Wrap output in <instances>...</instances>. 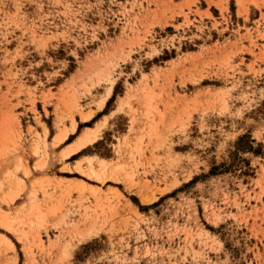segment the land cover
<instances>
[{"label":"rangeland","instance_id":"1","mask_svg":"<svg viewBox=\"0 0 264 264\" xmlns=\"http://www.w3.org/2000/svg\"><path fill=\"white\" fill-rule=\"evenodd\" d=\"M0 264H264V0H0Z\"/></svg>","mask_w":264,"mask_h":264},{"label":"bare ground","instance_id":"2","mask_svg":"<svg viewBox=\"0 0 264 264\" xmlns=\"http://www.w3.org/2000/svg\"><path fill=\"white\" fill-rule=\"evenodd\" d=\"M109 94V93H108ZM103 104L104 103H102L101 105L103 106ZM75 127H76V125L73 127V130L75 129ZM72 128V127H71ZM94 129H96V128H94ZM94 129H93V131H94ZM87 133H83L84 135H82L81 137H78V139L75 141V143H72L71 145H69V147H68V149L67 150H65V152L63 153V155L65 156V157H68L69 155H71L73 152H75V151H77V150H80L81 148H84L85 146H86V144H91V143H93V142H95L96 141V135H95V133H94V137L92 138L91 136L93 135H91L90 133V131L88 132V131H86ZM93 133V132H92ZM68 137V133L67 132H65V131H62L61 133H59L56 137H55V143H60V142H63L66 138ZM45 155V154H44ZM43 155V156H44ZM43 156H42V158H43ZM41 158V159H42ZM40 159V160H41ZM45 160H46V158H45ZM43 165H44V163H43ZM92 175H95V176H97L98 178L100 177V173H98V172H96V171H94L93 169H92ZM8 242H9V244L11 245V248H13L14 247V244L11 242V241H9L8 240Z\"/></svg>","mask_w":264,"mask_h":264},{"label":"trees","instance_id":"3","mask_svg":"<svg viewBox=\"0 0 264 264\" xmlns=\"http://www.w3.org/2000/svg\"><path fill=\"white\" fill-rule=\"evenodd\" d=\"M70 139H71V136L68 138L67 141H69ZM251 143H252V139H250V136H248V135L239 136L237 141H236V150L251 151V150H253ZM218 168H219V166H212L209 173L210 174H216L218 171ZM226 170L227 169L224 168L222 171H226ZM242 173L245 174V172H242Z\"/></svg>","mask_w":264,"mask_h":264},{"label":"crops","instance_id":"4","mask_svg":"<svg viewBox=\"0 0 264 264\" xmlns=\"http://www.w3.org/2000/svg\"><path fill=\"white\" fill-rule=\"evenodd\" d=\"M207 8V7H206ZM204 10H205V7H204ZM209 12H210V10H209Z\"/></svg>","mask_w":264,"mask_h":264}]
</instances>
